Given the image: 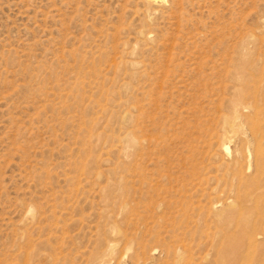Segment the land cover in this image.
Returning <instances> with one entry per match:
<instances>
[{
  "label": "rangeland",
  "instance_id": "rangeland-1",
  "mask_svg": "<svg viewBox=\"0 0 264 264\" xmlns=\"http://www.w3.org/2000/svg\"><path fill=\"white\" fill-rule=\"evenodd\" d=\"M0 264H264V0H0Z\"/></svg>",
  "mask_w": 264,
  "mask_h": 264
},
{
  "label": "bare ground",
  "instance_id": "bare-ground-1",
  "mask_svg": "<svg viewBox=\"0 0 264 264\" xmlns=\"http://www.w3.org/2000/svg\"><path fill=\"white\" fill-rule=\"evenodd\" d=\"M248 239H249V238H248ZM255 240H256V239H255ZM251 242H253V241H251ZM253 244H254V243H253ZM230 252H231V251H230ZM227 255H228V254H227ZM230 255H231V254H230ZM233 255H234V254H233ZM231 256H232V255H231ZM231 256H229V257H231ZM227 257H228V256H227ZM229 257H228V258H229ZM232 257H233V256H232ZM232 257H231V258H232ZM229 260H230V258H229ZM231 261H232V260H231Z\"/></svg>",
  "mask_w": 264,
  "mask_h": 264
}]
</instances>
